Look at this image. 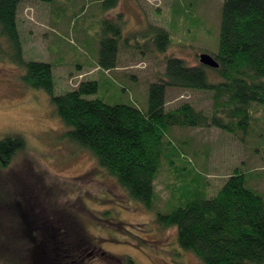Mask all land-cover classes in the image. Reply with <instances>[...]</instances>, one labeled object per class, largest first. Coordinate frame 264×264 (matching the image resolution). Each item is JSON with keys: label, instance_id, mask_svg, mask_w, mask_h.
Wrapping results in <instances>:
<instances>
[{"label": "rangeland", "instance_id": "rangeland-1", "mask_svg": "<svg viewBox=\"0 0 264 264\" xmlns=\"http://www.w3.org/2000/svg\"><path fill=\"white\" fill-rule=\"evenodd\" d=\"M224 2L120 0L113 6L106 0H23L18 14L23 57L56 64V94L95 79L99 91L88 98L135 104L147 111L150 86L164 76L167 56L195 65L201 53L219 51ZM119 17V63L106 71L98 64L101 41L111 35L108 23H118ZM149 24L170 30L172 44L166 51L156 47ZM0 46V137L19 134L27 143L9 164L0 163V264H18L14 256L21 264H35L30 251L39 225L50 232V241L57 231L75 242L86 234L97 251L88 264H123L128 257L137 264H202L180 247L176 227H161L157 210L149 211L131 198L89 150L63 137L67 127L53 114L49 94L25 85L24 67L11 58L14 50L4 39ZM210 79L219 77L210 70ZM185 102L210 114L212 92L168 89V109ZM257 116L261 120L246 141L218 127H173L165 140L174 162L164 159L156 180L160 198L155 208L168 212L181 202L179 194L166 207L185 178L178 170L183 165L205 175L209 195H215L238 167L264 192V110ZM98 249L108 256H99Z\"/></svg>", "mask_w": 264, "mask_h": 264}, {"label": "trees", "instance_id": "trees-1", "mask_svg": "<svg viewBox=\"0 0 264 264\" xmlns=\"http://www.w3.org/2000/svg\"><path fill=\"white\" fill-rule=\"evenodd\" d=\"M22 2L0 0V45L4 39L14 50L11 58L24 67V84L49 94L53 114L67 127L63 137L89 150L131 198L149 211L157 210L156 222L161 227H176L180 247L195 254L202 264H264V192L251 185L252 177L240 167L215 195H209L205 175L183 165L178 170L185 178L166 207L179 194L181 202L168 212L155 208L160 198L156 180L164 159L174 162L165 140L173 127H218L246 141L261 120L257 111L264 110V0H225L219 51L212 53L219 67L201 62L190 65L182 57L167 56L164 76L150 86L147 111L135 104L88 98L99 91L95 79L83 80L78 87L56 94V64L23 57L18 19ZM106 2L116 6L120 0ZM119 18L116 24L107 22L111 35L101 41L98 64L106 71L116 69L119 63L123 40V20ZM147 31L153 34L160 51L172 44L166 27L149 24ZM210 70L218 75L217 81L210 79ZM170 87L211 91V113L198 110L190 102L168 109ZM26 144L19 134L0 137V163L9 164ZM188 167L189 174H184ZM33 231L34 239L27 236L34 241L30 254L35 257H28L35 264H88V258L97 252L84 233L75 242L63 239L65 232L59 235L58 231L57 238L50 241V232L40 225ZM98 254L108 256L103 249H98ZM17 257L13 259L21 264ZM122 263L137 264L131 257Z\"/></svg>", "mask_w": 264, "mask_h": 264}, {"label": "water", "instance_id": "water-1", "mask_svg": "<svg viewBox=\"0 0 264 264\" xmlns=\"http://www.w3.org/2000/svg\"><path fill=\"white\" fill-rule=\"evenodd\" d=\"M200 62L203 63L204 65L216 68L219 67L218 61L215 59V57L208 53V52H203L200 54Z\"/></svg>", "mask_w": 264, "mask_h": 264}]
</instances>
